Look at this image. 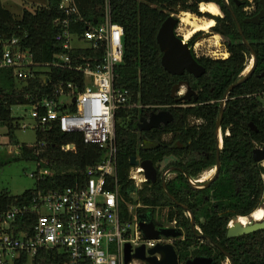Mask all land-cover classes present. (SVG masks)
<instances>
[{"label": "trees", "instance_id": "trees-1", "mask_svg": "<svg viewBox=\"0 0 264 264\" xmlns=\"http://www.w3.org/2000/svg\"><path fill=\"white\" fill-rule=\"evenodd\" d=\"M63 1L47 0L44 7L34 11L25 9L22 17L18 19L0 0V59L4 44L16 39L21 51L32 56L33 66L42 69L34 72L31 78L19 80L13 69L0 68V127L7 128L10 144L18 147V154L14 155L0 146V173L5 166L20 161L33 162L37 166L33 174L36 179L35 188L23 195L12 196L0 186V211L29 206L39 194L45 196L52 192H61L76 184L83 187L87 171L96 168L105 160L106 150L96 145H86L79 133H63L56 122L36 129L37 140L34 145H20L14 136L22 126V119L13 117L12 108L37 106L40 114L44 115L43 102L57 100L58 98L53 97L60 87L67 90V86L73 84L74 90L70 93L73 92L74 95L85 90L86 79L83 74L49 65L61 62L60 59L64 56L70 57L74 67L97 69L102 65L106 54L104 44L97 47L85 44L82 48L68 51L64 48V40L59 37L64 31V22L68 21L71 33L82 39L88 27L93 28L104 22L107 5L111 10L112 22L124 29V59L117 68L115 86L128 90L130 99L116 114V177L108 179L109 185L106 189L115 190L117 186L128 203L137 202L138 198V202L146 207L138 211L140 215L146 214L147 208L175 206L161 180L156 184L144 183L141 189L135 187L134 181L129 178L132 169L130 159L136 156L141 161L151 160L157 164L171 156L177 145L170 147L163 143L164 133H174L176 141L181 143L188 140L190 135L196 136L198 133L201 136L198 147L207 150L214 146L220 103L228 89L241 80L252 59L251 51L243 44L228 6L224 0H213L224 16H205L217 22L211 29L225 39L229 58H196L206 69L205 75L196 79L189 74L182 77L172 76L164 70L157 36L164 22L175 12H191L201 16L199 3L203 0H74L78 12L72 15L61 10ZM228 2L242 25L246 39L258 56V63L253 76L235 88L226 102L221 127L223 133L230 132V135L224 137L221 155L224 165L221 180L215 186V195L217 200L229 202L230 207L241 215H248L261 206L264 195V168L252 158L254 149L264 145V103L261 100V95L264 94V19L260 25L244 23L245 19L254 17L261 11L260 0H253V3L249 0ZM237 2L241 4L238 5ZM251 6L254 10L246 11ZM197 39L198 36H194L191 45ZM181 81L189 84L198 93L197 102L184 103L172 98L173 87ZM60 110L75 112L76 107L72 104L69 107L61 105ZM161 110L170 111L174 116V123L163 130L140 134L137 128L140 118ZM190 118H202L206 121L200 132L188 130ZM250 124L257 131L252 130ZM69 145H74L75 148L66 151L65 147ZM235 159L242 160L244 166L236 168ZM210 165L212 163L208 164ZM239 176L243 190L233 197L236 193L235 180ZM167 188L170 195L179 200V189L176 192L170 184H167ZM237 197L240 198L235 199ZM122 208L125 218L130 217L126 203L122 204ZM26 218L29 224L35 221L32 214ZM175 218L180 220L181 215H169V221ZM226 232V223L221 228L205 231L213 241L219 242L230 253L236 264H264V230L235 239H227ZM186 233L188 238L185 241L175 243L181 261L191 256L213 254L207 248L202 252L197 250L191 253L194 243L189 238L193 236L188 230ZM215 252L216 264H222L226 260L225 256L217 249ZM42 264L63 262L51 253H44Z\"/></svg>", "mask_w": 264, "mask_h": 264}, {"label": "built area", "instance_id": "built-area-1", "mask_svg": "<svg viewBox=\"0 0 264 264\" xmlns=\"http://www.w3.org/2000/svg\"><path fill=\"white\" fill-rule=\"evenodd\" d=\"M60 8L67 15L78 12L74 0H64ZM123 38L124 29L112 22L109 5L104 22L88 27L82 39L71 33L68 21L64 22V31L59 37L64 40V48L73 50L74 39L94 47L104 44L106 54L103 63L97 69L74 67L70 57L64 56L61 62L49 65L83 74L85 90L74 95L70 93L74 90L73 84H69L67 90L60 87L53 97L57 100L43 102L44 115L40 114L37 106L33 107L34 125L23 122L22 129L33 127L36 130L56 122L63 133H79L86 145H96L106 150L107 155L101 164L87 171L83 187L76 184L61 192L45 196L39 194L29 206L0 211V264H42L44 253L60 258L63 264H125L127 244L131 245L132 254L143 245L148 251L159 243L173 244L172 238L146 240L139 228L141 215L138 213L146 207L138 202V198L134 203L125 202L117 186L115 190L106 189L108 179L116 177V114L130 99L128 90L115 86L116 71L124 59ZM18 43L14 39L4 44L0 68L13 69L17 79L25 80L42 69L33 66L32 56L21 51ZM195 54L202 57L196 48ZM74 98L75 104L72 103ZM261 100L264 103V94ZM70 104L75 105V112L60 110L61 105L69 107ZM74 148V145H69L65 150ZM129 178L137 189L146 183L140 167H132ZM123 203H126L130 217L125 218ZM30 214L35 217L31 224L26 218ZM130 264L147 263L133 260Z\"/></svg>", "mask_w": 264, "mask_h": 264}, {"label": "flooded vegetation", "instance_id": "flooded-vegetation-1", "mask_svg": "<svg viewBox=\"0 0 264 264\" xmlns=\"http://www.w3.org/2000/svg\"><path fill=\"white\" fill-rule=\"evenodd\" d=\"M201 4H204V0L201 3H199V6ZM204 17L207 18L206 16ZM179 25H180V20H179L178 26ZM177 30H178V27H177ZM188 44L192 50V53L195 55V58H199L195 54V44L196 43L191 45V40H190ZM184 94L185 93H180V95H184ZM193 102H197V101H194L192 99V101L184 102V103H193ZM182 106L185 107L184 105ZM162 111H168V110L152 112L150 113L148 117L140 118V121L137 124V128L141 124L142 119L149 121L153 114H158ZM174 121L175 119L173 116V121L170 124L174 123ZM170 124L160 125L158 128L153 129L148 132H141L138 128V132L140 134H145V133H150L154 130H163V128L169 126ZM205 124H206V121L202 118H190L188 121V130L190 129L192 131L196 130L197 132H200ZM229 135H230V132L229 134L223 133L222 127H221V130L217 138V124H216L215 144L214 146L212 145L211 147H209L207 150H203L202 148L198 147V143L200 142V137H201L198 133H196V136L190 135L189 139L188 140L186 139V141L183 143H181V141H176V136L172 132L163 134V138H162L163 143L168 144L170 147L171 146L175 147V145H177L176 146L177 148L175 149L174 153L171 156L165 157V159H163L161 162H158L157 164H154V165L156 166L158 170V181L161 180L163 184L162 178L164 177L165 182H166V187H167V184H170L174 186V188L176 189V192L179 189L178 191L179 200H175V198L172 195L171 196L173 197V199H171L169 194L166 192L169 198L172 200V202H174L175 206H168V207H163V208L156 207L155 209L147 208L146 214H142V215L146 217H152L154 223L158 225H161V224L168 225V226H172V228L180 229L183 232V237L173 241L174 247L177 241H185L188 238L187 233H186V231L188 230L192 233V236L194 237V238L193 237L189 238V240L190 241L192 240L191 242L194 243L193 247H191V253L192 251H197V250L202 252L204 248H207L209 249V251L213 252L211 256L210 255L191 256L189 259L185 261H181L178 256L180 264H186V262H188L189 260H193L195 258H200V257L209 258L212 260L211 264H216L215 249L220 251L223 255L224 253L222 252V250L224 249L223 247H221L219 242L213 241L210 238V236H208L205 233V231L208 229H214L215 227L216 229L221 228L226 223V231H227L226 237H227L228 230L234 226L233 224L234 221H236L237 219L239 220L241 218H246L247 220L249 219L248 222L250 225L254 222L252 220L253 213L257 211L258 209L264 207V195L262 198L261 206L255 211L249 213L248 215H241L240 213L237 212L236 209L230 207L229 202H224L223 200L216 199L215 186L221 180V176H222L221 172H222V168L224 165V161L222 160V157H221L222 151L224 148V137L229 136ZM262 147L263 148H258V149H264V145H262ZM256 149L257 148H255L254 150ZM252 158L255 163L260 164L261 167L264 168L263 166L264 162L258 163L254 160V151H253ZM209 163H212V165L208 166ZM219 165H220V170H219L218 177L215 179V181L212 182V180L217 175ZM232 165H233V161H232ZM234 166L239 169V167L244 166V162L240 159H235ZM262 180H263V185H264V174L262 175ZM241 181L242 179L240 178V176L235 180L236 193L233 197L238 196L243 190L241 186ZM210 182L212 183L208 187H206ZM238 198L240 197H237L235 199H238ZM157 212L160 217L162 216L164 217L163 222L156 220ZM171 213H175L176 215L180 214L181 219L176 220L177 218L176 217L173 221H169V215ZM195 231L200 236L209 237L211 241L196 236L194 234ZM225 258L226 260L222 261V264H226L227 261L231 264V262L228 260L226 256Z\"/></svg>", "mask_w": 264, "mask_h": 264}, {"label": "water", "instance_id": "water-1", "mask_svg": "<svg viewBox=\"0 0 264 264\" xmlns=\"http://www.w3.org/2000/svg\"><path fill=\"white\" fill-rule=\"evenodd\" d=\"M225 4L228 6L229 11L231 12L233 18L236 21V24L239 29V33L242 37L243 44L251 51L253 62L250 68L243 74L241 80L232 85L225 94L224 99L220 104V114L217 122V138L218 134L221 130V125L225 113L226 102L228 100L231 92L247 82L254 74L255 69L258 63V56L252 49L248 40L246 39L244 32L242 30V25L238 21L234 11L229 5L228 0H224ZM206 4H215L219 7L213 0H204ZM240 5V2H237ZM260 4L262 6L261 11L254 17L247 18L244 20L245 24H253L260 25L261 21L264 19V0H260ZM211 20V19H210ZM213 20V19H212ZM179 20L175 18V16H170L162 25L158 36L157 43L162 53V66L166 72H168L172 76L181 77L185 74L192 75L196 79H200L206 73V69L197 61L192 50L187 41L182 40L180 36L177 35V27ZM48 81V79H47ZM185 89V92L182 90ZM180 93H185L184 95H180ZM172 98H177V101L180 102H190L192 99L194 101H198L199 95L195 92L192 87L184 82H179L172 89ZM73 104L76 103V98L72 101ZM173 121V116L169 111H162L158 114H153L150 120H141V124L139 125V130L141 132H148L153 129L158 128L160 125H168ZM252 130L257 131V129L250 124ZM254 160L258 163L264 162V149H256L254 150ZM130 165L132 167H140L144 171V178L146 183L156 184L158 181V170L151 160H139L136 156L131 157ZM220 170V165L218 166V172L216 177H218ZM163 185L166 192L169 194L170 198L173 197L168 192L166 187L165 178H162ZM212 182H210L206 187H208ZM137 200V198H136ZM140 231L143 233V236L146 240L150 241H158L161 237L172 238L174 240L180 239L183 237V232L180 229L176 228H164L161 225L154 223L152 217H146L144 215L140 216L139 223ZM264 230V222H253L248 225L246 228H242L239 225H235L228 230L227 238L235 239L242 236H246L249 234L256 233L258 231ZM194 234L198 237L207 239L211 241V239L207 236H200L195 231ZM224 255L228 258L231 264H236L232 259L231 255L226 251L222 250ZM133 260L143 261L147 264H180L177 251L173 244H157L154 248L146 251L145 245L141 246L136 250L134 254H132V248L130 244L126 245L125 249V264H130ZM212 260L209 258H195L193 260H189L186 264H211Z\"/></svg>", "mask_w": 264, "mask_h": 264}, {"label": "rangeland", "instance_id": "rangeland-1", "mask_svg": "<svg viewBox=\"0 0 264 264\" xmlns=\"http://www.w3.org/2000/svg\"><path fill=\"white\" fill-rule=\"evenodd\" d=\"M3 6L12 12L16 18L20 19L24 13V10L27 9L29 11H34L39 7H44L47 5V0H1ZM249 2L253 3V0H249ZM205 4V3H204ZM201 6H199V12L202 14L198 16L191 12H175L172 14L175 18L180 20V25L178 26L177 34L181 36L182 40H185V35L192 31L191 26H187L186 24L182 23V18L185 14H188L191 18V21H194L198 24H203L210 19L205 15H209L211 17L222 18L224 14L219 9V16H214L208 13H203L201 11ZM254 8L248 7L246 11L251 12ZM199 21V22H198ZM214 27L217 25V22L214 20ZM198 36L196 40L195 48L198 52L199 56H208L209 58L218 60L222 59L225 60L229 58V53L227 52V48L225 45V39L222 38L220 35L216 34L215 32L210 29L209 31H200L194 34L188 42L194 37ZM85 46L84 42H81L77 39H74L72 42V48H82ZM253 59H251L248 63V66L245 72L250 68ZM244 72V73H245ZM243 73V74H244ZM183 92L186 90L183 89ZM64 100V99H62ZM33 107L31 106H15L12 108V115L15 119H22V125L24 123L28 125H34V120L32 118ZM24 122V123H23ZM15 140L20 145H34L37 140L36 130L33 127H29L26 130L22 129V126L19 130L15 132ZM3 146V150L9 152V154H18V147L12 146L10 144V138L8 136V130L6 127H0V146ZM257 148H263L262 146H257ZM264 166V163H263ZM37 166L33 162H15L10 165L5 166L0 173V186L1 189L7 191L12 196L18 197L23 195L28 190H32L35 188L36 179L33 177ZM156 220L163 222L164 217H160L158 212L156 214ZM226 264H230L228 261Z\"/></svg>", "mask_w": 264, "mask_h": 264}, {"label": "bare ground", "instance_id": "bare-ground-1", "mask_svg": "<svg viewBox=\"0 0 264 264\" xmlns=\"http://www.w3.org/2000/svg\"><path fill=\"white\" fill-rule=\"evenodd\" d=\"M201 11L203 13H208V14H211V15H214V16H219V14H220L219 9L217 8V6L215 4H206V3L202 4ZM181 21H182L183 24H186L187 26H191L192 27V31L188 32L185 35V41L189 40L197 32L209 31L211 28H213L214 23H215L214 20L211 19L209 21H206L203 24H198V23H196L194 21H191V18H190V16L188 14H185ZM248 220L246 218H241L239 220L237 219L236 221L233 222V224H234V226L235 225H239L242 228H246L249 225ZM252 220L254 222H257V223L258 222H264V207L258 209L257 211H255L253 213Z\"/></svg>", "mask_w": 264, "mask_h": 264}]
</instances>
